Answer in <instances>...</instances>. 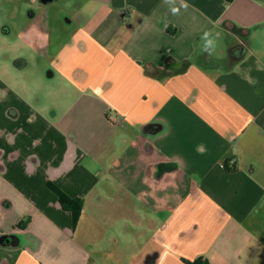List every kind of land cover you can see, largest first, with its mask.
Returning a JSON list of instances; mask_svg holds the SVG:
<instances>
[{
  "label": "crops",
  "instance_id": "1",
  "mask_svg": "<svg viewBox=\"0 0 264 264\" xmlns=\"http://www.w3.org/2000/svg\"><path fill=\"white\" fill-rule=\"evenodd\" d=\"M60 2L52 42L19 32L46 76L24 91L0 79V264H252L264 1L176 0L178 14L165 0ZM205 31L220 33L212 55ZM47 184L82 198L75 226Z\"/></svg>",
  "mask_w": 264,
  "mask_h": 264
},
{
  "label": "rangeland",
  "instance_id": "2",
  "mask_svg": "<svg viewBox=\"0 0 264 264\" xmlns=\"http://www.w3.org/2000/svg\"><path fill=\"white\" fill-rule=\"evenodd\" d=\"M63 7L60 0H48L46 3H38L35 6L28 5L25 0H0V79L11 84L18 81L17 85L19 84L24 91L25 85L30 84L34 76H46L45 63L27 45L28 41L20 37L19 32L22 33L30 24L36 25L42 31V34L37 33L40 35L39 41L45 47L50 39L49 36L50 43L56 35V29H60L61 20L65 19ZM30 13L34 15L33 18ZM38 20H44L45 23L49 21L48 32H45L37 22ZM4 27L8 28L10 33L3 34ZM46 33L49 39L44 37ZM16 59H23L27 66L23 70L15 68L13 61ZM259 219L261 226L264 227V212ZM252 264H264V253L261 248L259 256Z\"/></svg>",
  "mask_w": 264,
  "mask_h": 264
},
{
  "label": "trees",
  "instance_id": "3",
  "mask_svg": "<svg viewBox=\"0 0 264 264\" xmlns=\"http://www.w3.org/2000/svg\"><path fill=\"white\" fill-rule=\"evenodd\" d=\"M225 1L230 2L232 0H225ZM47 187L56 196L61 209L71 213L72 224L73 226H75L82 210V206H83L82 198L79 197L70 198L52 184H47ZM22 224H26V222H22V223L20 222L18 224V227H22L23 226ZM183 262L184 264H209L208 260L204 257H198L193 261H183Z\"/></svg>",
  "mask_w": 264,
  "mask_h": 264
},
{
  "label": "clouds",
  "instance_id": "4",
  "mask_svg": "<svg viewBox=\"0 0 264 264\" xmlns=\"http://www.w3.org/2000/svg\"><path fill=\"white\" fill-rule=\"evenodd\" d=\"M165 3H167L170 6V10L173 14L179 13L180 9L175 6L176 0H165ZM181 7L187 9L188 5L186 3H183V0H182ZM219 39H220L219 32L213 33L211 31H205L200 38V41H201L200 50L203 53L212 55L214 51L216 50Z\"/></svg>",
  "mask_w": 264,
  "mask_h": 264
},
{
  "label": "water",
  "instance_id": "5",
  "mask_svg": "<svg viewBox=\"0 0 264 264\" xmlns=\"http://www.w3.org/2000/svg\"><path fill=\"white\" fill-rule=\"evenodd\" d=\"M245 52V48L241 51V54ZM25 65V61L23 59H16L13 61V66L17 69H22Z\"/></svg>",
  "mask_w": 264,
  "mask_h": 264
},
{
  "label": "built area",
  "instance_id": "6",
  "mask_svg": "<svg viewBox=\"0 0 264 264\" xmlns=\"http://www.w3.org/2000/svg\"><path fill=\"white\" fill-rule=\"evenodd\" d=\"M112 115H113V114L111 113L110 116H112ZM234 165H235V159H230V160H228V162H227V166H228L229 168L234 167Z\"/></svg>",
  "mask_w": 264,
  "mask_h": 264
}]
</instances>
